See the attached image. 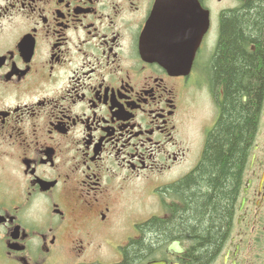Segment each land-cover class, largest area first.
<instances>
[{
	"label": "flooded vegetation",
	"instance_id": "1",
	"mask_svg": "<svg viewBox=\"0 0 264 264\" xmlns=\"http://www.w3.org/2000/svg\"><path fill=\"white\" fill-rule=\"evenodd\" d=\"M156 1L0 0V264H125L143 228L126 186L198 164L224 94L207 63L243 0H199L211 27L187 72L142 53ZM260 111L223 264H248L242 245L264 237V95ZM178 177L156 186L162 219ZM168 246L132 264H183L190 246Z\"/></svg>",
	"mask_w": 264,
	"mask_h": 264
},
{
	"label": "trees",
	"instance_id": "2",
	"mask_svg": "<svg viewBox=\"0 0 264 264\" xmlns=\"http://www.w3.org/2000/svg\"><path fill=\"white\" fill-rule=\"evenodd\" d=\"M207 69L213 88L224 90L217 123L198 164L167 187L174 199L170 216L143 223L125 264L163 251L173 239L190 245L183 264H211L230 239L264 95V0H243L223 14Z\"/></svg>",
	"mask_w": 264,
	"mask_h": 264
},
{
	"label": "water",
	"instance_id": "3",
	"mask_svg": "<svg viewBox=\"0 0 264 264\" xmlns=\"http://www.w3.org/2000/svg\"><path fill=\"white\" fill-rule=\"evenodd\" d=\"M209 24V11L202 7L199 0H157L142 34L143 42L149 44L151 58L174 70L182 66L190 69ZM145 49V44H142L143 54ZM173 251H185L180 239L173 240L169 245L168 252Z\"/></svg>",
	"mask_w": 264,
	"mask_h": 264
},
{
	"label": "rangeland",
	"instance_id": "4",
	"mask_svg": "<svg viewBox=\"0 0 264 264\" xmlns=\"http://www.w3.org/2000/svg\"><path fill=\"white\" fill-rule=\"evenodd\" d=\"M214 28L218 30L216 26ZM216 30H213L214 35H217ZM213 34L209 37V40L215 41L216 36ZM194 165L183 167L179 174L169 173L158 178H151V176L148 178L143 176L136 177L133 182L127 185L123 196L125 201L131 202L130 211L135 213L133 215L136 217V221H140L150 215L160 214L164 210L162 201L166 199V196L161 195L160 187L156 186L166 181L175 180L178 176L185 175ZM261 236L262 232L259 230L254 234H249L247 237L248 245L243 246V257L249 264H264V241L260 238ZM215 264H221V260Z\"/></svg>",
	"mask_w": 264,
	"mask_h": 264
}]
</instances>
